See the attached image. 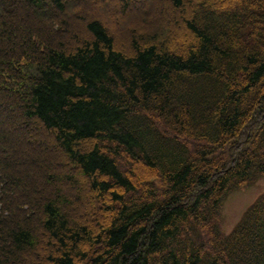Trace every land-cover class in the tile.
Returning <instances> with one entry per match:
<instances>
[{
  "label": "trees",
  "instance_id": "trees-1",
  "mask_svg": "<svg viewBox=\"0 0 264 264\" xmlns=\"http://www.w3.org/2000/svg\"><path fill=\"white\" fill-rule=\"evenodd\" d=\"M71 1L0 0V264H264V193L221 230L264 179V0H160L121 45Z\"/></svg>",
  "mask_w": 264,
  "mask_h": 264
},
{
  "label": "rangeland",
  "instance_id": "rangeland-1",
  "mask_svg": "<svg viewBox=\"0 0 264 264\" xmlns=\"http://www.w3.org/2000/svg\"><path fill=\"white\" fill-rule=\"evenodd\" d=\"M159 1L160 0H134V2L130 3L125 8L122 0H90V4L87 6L83 0H79L76 4L73 1L70 2L68 12L72 17H75L84 11L85 15L90 18L102 19L109 27L111 33L116 36L118 44L121 45L122 40L119 33L124 32V30L121 29L123 26L125 30L138 29L140 32L148 30L151 27L149 23L144 22L142 17L127 21L130 20L129 17L131 15V17H134V15L150 16L151 18L153 17L152 20L157 22ZM235 4L234 0H220L218 11L222 12L225 7ZM31 15L34 17V13L31 12ZM166 18H164V20L161 18L156 24V28L160 29V31H165L166 29ZM72 23L76 31H83V28L77 21L74 20ZM18 39L22 40V36L18 35ZM182 47L181 44H176V48L179 52H181ZM29 145L32 151H34L38 144L34 141L29 142ZM263 192L264 179L263 177H258L255 181L228 194L223 203L221 216V230L225 235H229L233 231L244 212L261 194H263ZM98 218L105 225H107L110 220L107 214L102 212L98 213Z\"/></svg>",
  "mask_w": 264,
  "mask_h": 264
}]
</instances>
